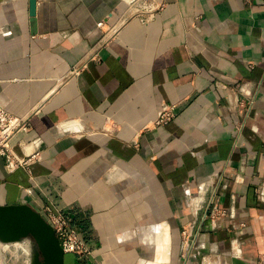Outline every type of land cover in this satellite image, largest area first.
<instances>
[{
  "label": "crops",
  "instance_id": "obj_1",
  "mask_svg": "<svg viewBox=\"0 0 264 264\" xmlns=\"http://www.w3.org/2000/svg\"><path fill=\"white\" fill-rule=\"evenodd\" d=\"M35 19L0 0V109L36 155L0 156V205L79 226L90 254L64 264H264V0H36Z\"/></svg>",
  "mask_w": 264,
  "mask_h": 264
},
{
  "label": "built area",
  "instance_id": "obj_2",
  "mask_svg": "<svg viewBox=\"0 0 264 264\" xmlns=\"http://www.w3.org/2000/svg\"><path fill=\"white\" fill-rule=\"evenodd\" d=\"M103 22H98L97 25L101 26ZM115 26L112 28V30ZM174 106L165 105L162 107L157 115L155 124H165L174 117ZM29 124L23 119L13 116L4 109H0V156L5 157V169L13 170L16 167H23L30 164L36 155L29 157H19L11 150V140L19 132L27 131ZM211 204L213 201H210ZM45 220L53 227L56 236L60 240V244L64 253H72L79 257L90 254L87 241L82 234L72 226L70 220L67 219L60 209L53 208L52 206H44L39 211ZM226 213L223 209L213 205L205 216L214 218L218 215L224 216Z\"/></svg>",
  "mask_w": 264,
  "mask_h": 264
},
{
  "label": "water",
  "instance_id": "obj_3",
  "mask_svg": "<svg viewBox=\"0 0 264 264\" xmlns=\"http://www.w3.org/2000/svg\"><path fill=\"white\" fill-rule=\"evenodd\" d=\"M36 0H29L31 33L35 32ZM30 237L36 246L31 264H64L65 253L53 227L26 203L0 205V241L12 243Z\"/></svg>",
  "mask_w": 264,
  "mask_h": 264
},
{
  "label": "rangeland",
  "instance_id": "obj_4",
  "mask_svg": "<svg viewBox=\"0 0 264 264\" xmlns=\"http://www.w3.org/2000/svg\"><path fill=\"white\" fill-rule=\"evenodd\" d=\"M35 249L30 237L12 243L0 241V264H31Z\"/></svg>",
  "mask_w": 264,
  "mask_h": 264
},
{
  "label": "trees",
  "instance_id": "obj_5",
  "mask_svg": "<svg viewBox=\"0 0 264 264\" xmlns=\"http://www.w3.org/2000/svg\"><path fill=\"white\" fill-rule=\"evenodd\" d=\"M70 223L72 224L73 227H75V228H76V229L82 234V236H83L84 239H85V236L83 235V232H82L81 228H80L79 226L75 225V224L73 223V221H70Z\"/></svg>",
  "mask_w": 264,
  "mask_h": 264
},
{
  "label": "bare ground",
  "instance_id": "obj_6",
  "mask_svg": "<svg viewBox=\"0 0 264 264\" xmlns=\"http://www.w3.org/2000/svg\"><path fill=\"white\" fill-rule=\"evenodd\" d=\"M17 244V243H16Z\"/></svg>",
  "mask_w": 264,
  "mask_h": 264
}]
</instances>
